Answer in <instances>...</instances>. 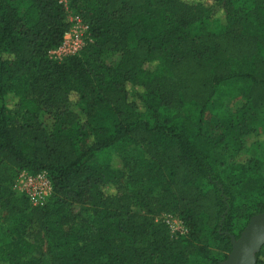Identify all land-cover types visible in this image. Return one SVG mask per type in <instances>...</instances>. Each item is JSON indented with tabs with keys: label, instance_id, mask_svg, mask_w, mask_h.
I'll return each instance as SVG.
<instances>
[{
	"label": "trees",
	"instance_id": "trees-1",
	"mask_svg": "<svg viewBox=\"0 0 264 264\" xmlns=\"http://www.w3.org/2000/svg\"><path fill=\"white\" fill-rule=\"evenodd\" d=\"M63 2L92 41L57 62L48 51L70 28ZM207 4L217 7L210 13ZM234 97L239 111L223 110ZM263 107L264 0H0V159L45 171L52 183L41 207L0 183L14 236L0 243V264H27L49 220L84 202L90 221L83 233L55 231L64 249L50 264H220L244 230L233 233L235 219L246 226L264 212V155L226 161L224 176L210 158L217 149L237 157L254 131L246 117ZM133 148L144 158L129 166ZM125 176L141 185L145 213L114 189ZM154 202L185 235L173 239L154 222ZM256 263L264 264V244Z\"/></svg>",
	"mask_w": 264,
	"mask_h": 264
},
{
	"label": "rangeland",
	"instance_id": "rangeland-1",
	"mask_svg": "<svg viewBox=\"0 0 264 264\" xmlns=\"http://www.w3.org/2000/svg\"><path fill=\"white\" fill-rule=\"evenodd\" d=\"M188 3L185 10H188L189 14L192 16V13L195 12V8L193 7V4L189 1H186ZM65 5L66 13L68 20L70 22V25H76V22L78 20V15L75 12V10L70 7L66 2H63ZM217 6L212 4H207L206 9L210 10V13H212ZM180 10V9H179ZM181 11V10H180ZM211 15V14H210ZM209 27H212V24L209 22ZM134 45V40L132 39L130 41V47ZM86 53L83 54V57H85ZM153 65H149L148 69H151ZM133 89L130 87V92L133 93ZM76 98H72V102H75ZM242 98L241 97H234V98H226L221 108L229 113H237L241 107L242 104ZM39 121L43 124L44 127H46L48 130L51 126V119L47 117V115H40ZM246 126L253 129V132H250L248 135L243 137V150L240 151V153L237 155V157H233L232 160L228 159V150L226 149H217L212 157L210 158L211 165L215 170L218 172H221V174L224 176V167L229 161L235 160H244L248 161V159H255L259 158L262 155H264V128L263 127V121H264V107L249 113L248 116L245 119ZM253 121V122H251ZM118 119H113L109 125L112 126L113 124L117 123ZM125 158L129 166H132L134 163H136L139 160H142L143 154L141 148H133L130 149L125 153ZM99 159L101 161H107L106 154H100ZM228 159V160H227ZM21 171L26 170H17L12 167H9L4 161L0 159V183L3 185L9 187L15 194L16 200L17 198H24L27 200L28 205L30 207H41L46 205L49 201V198L44 201L42 204H38L37 206L33 205L29 199L19 192L17 188L18 178L21 173ZM223 171V173H222ZM114 189H117L118 193L128 195L131 199L130 202V208L132 211L143 214L145 213V210L142 206V197H143V190L141 185H132L128 183V178L125 176L119 185H117ZM257 202L263 203L264 202V195H261L257 198ZM155 206L153 207L154 211V222H158L159 220H162L163 217L169 215L172 217H176L174 213L168 212L167 210L163 209L161 207L160 203L154 202ZM88 208V202H84L82 204H74L71 213L62 216L59 219H51L49 220L47 224L48 231L45 235L42 236V241L40 242V246L38 249H36L34 252H32L30 255H28L22 262L27 264H50V259L55 256H60L63 253V247H61V243L63 242V239H58V235L55 234V231H60L61 233L68 232L71 229L76 228L77 226L81 227L80 233H83L85 230V227L83 226V221L89 222L91 219L90 212L82 209ZM9 214L8 212L0 206V243L1 242H10L13 240L14 236L10 233V219H8ZM245 218H236L233 223V233L237 235L242 229L245 228ZM171 238H175L171 233H169ZM143 246V245H142ZM146 254L149 255V252L146 251ZM228 254V253H227ZM68 256L70 257L71 254L68 252ZM213 256L217 259H222L223 254L219 253L216 250H213Z\"/></svg>",
	"mask_w": 264,
	"mask_h": 264
},
{
	"label": "built area",
	"instance_id": "built-area-1",
	"mask_svg": "<svg viewBox=\"0 0 264 264\" xmlns=\"http://www.w3.org/2000/svg\"><path fill=\"white\" fill-rule=\"evenodd\" d=\"M91 41L87 25L78 18L76 25H70L59 46L48 51V57L51 60L61 62L70 56L80 53ZM17 188L35 206L46 201L52 193V183L45 171H21ZM161 221L167 225L168 232L175 238L185 235L187 232L186 226L177 216L167 215Z\"/></svg>",
	"mask_w": 264,
	"mask_h": 264
},
{
	"label": "water",
	"instance_id": "water-1",
	"mask_svg": "<svg viewBox=\"0 0 264 264\" xmlns=\"http://www.w3.org/2000/svg\"><path fill=\"white\" fill-rule=\"evenodd\" d=\"M231 250L220 264H256L264 244V212L250 218L240 236L230 238Z\"/></svg>",
	"mask_w": 264,
	"mask_h": 264
}]
</instances>
